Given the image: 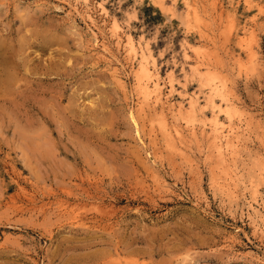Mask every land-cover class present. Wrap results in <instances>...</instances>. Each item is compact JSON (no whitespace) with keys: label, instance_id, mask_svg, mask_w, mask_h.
Returning a JSON list of instances; mask_svg holds the SVG:
<instances>
[{"label":"rangeland","instance_id":"374dc122","mask_svg":"<svg viewBox=\"0 0 264 264\" xmlns=\"http://www.w3.org/2000/svg\"><path fill=\"white\" fill-rule=\"evenodd\" d=\"M0 264H264V0H0Z\"/></svg>","mask_w":264,"mask_h":264},{"label":"bare ground","instance_id":"6f19581e","mask_svg":"<svg viewBox=\"0 0 264 264\" xmlns=\"http://www.w3.org/2000/svg\"><path fill=\"white\" fill-rule=\"evenodd\" d=\"M105 10V9H103ZM90 19V18H89ZM98 25V24H97ZM96 27V26H95ZM100 32V31H99ZM95 35V39L96 41L97 40V35ZM130 42L132 43V39L130 38ZM133 44V43H132ZM98 49H99V45H97ZM107 49H105L106 51ZM132 50H135L132 46ZM107 52V51H106ZM110 52V50L108 51ZM144 52V51H143ZM105 53V52H104ZM112 54V52H111ZM253 54H255L253 52ZM132 55H135L134 53ZM111 58V57H110ZM108 59V58H107ZM151 65V64H150ZM156 66V64H155ZM116 69V68H115ZM142 73L146 76V75H150V72L148 70V68L146 67V65H142ZM114 74V73H113ZM150 77V76H149ZM210 82L214 81L213 79H209ZM122 83V82H121ZM212 86L210 87V91H209V94H208V97H207V104H208V107L209 108H212L214 111H221L222 110V107L220 105H218L217 102H220L222 101V99H224V83H221L220 85L216 83H210ZM140 85V84H139ZM156 89H159V85L156 84ZM147 90H148V87H147ZM140 91V90H139ZM142 91V90H141ZM233 94V93H232ZM217 99V100H216ZM233 102V101H232ZM191 106L194 108V102H191ZM235 106V105H234ZM195 109V108H194ZM193 110V109H192ZM149 116V115H148ZM177 118V117H176ZM133 120H134V123L136 125V127L139 129V123L138 121L135 119V117H133ZM176 120V119H175ZM212 132L214 133L213 136L214 138H217V136L219 135L218 133V129L217 127H215ZM248 168V167H247ZM252 207V206H251Z\"/></svg>","mask_w":264,"mask_h":264}]
</instances>
